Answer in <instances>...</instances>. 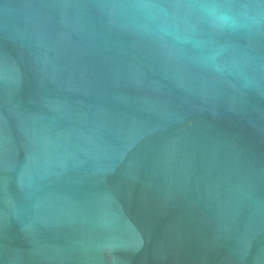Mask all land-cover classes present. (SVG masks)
Listing matches in <instances>:
<instances>
[{
  "label": "water",
  "instance_id": "obj_1",
  "mask_svg": "<svg viewBox=\"0 0 264 264\" xmlns=\"http://www.w3.org/2000/svg\"><path fill=\"white\" fill-rule=\"evenodd\" d=\"M0 264H264V0H0Z\"/></svg>",
  "mask_w": 264,
  "mask_h": 264
}]
</instances>
